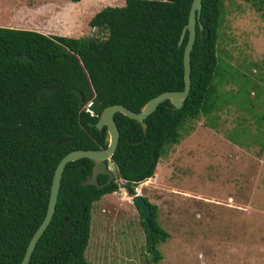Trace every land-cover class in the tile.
Returning <instances> with one entry per match:
<instances>
[{"label": "trees", "instance_id": "obj_1", "mask_svg": "<svg viewBox=\"0 0 264 264\" xmlns=\"http://www.w3.org/2000/svg\"><path fill=\"white\" fill-rule=\"evenodd\" d=\"M190 1L123 0L118 7L105 6L86 22L94 36L68 38L0 27V264L19 263L44 215L57 161L72 150L105 148L104 128L87 125L102 108L121 105L136 113L148 99L182 89L186 33L178 46L176 42ZM222 1L200 0V28L195 23L189 51V90L181 106L159 103L143 120V132L135 121L113 114L118 138L109 157L115 167L112 181L101 188L82 187L91 162L64 164L52 215L27 264H90L83 252L92 203L116 191L115 180L133 196V188L153 176L159 157L190 130L186 122L202 116L210 126L215 119L211 113L224 110L251 119L255 127L264 124V115L242 113L227 98L237 94L241 82L227 64L225 75L220 73L216 42ZM239 1L264 16V0ZM105 179L97 175L96 183ZM140 198L149 208L146 222L132 203L144 251L155 264L160 259L156 246L167 234L155 223V206Z\"/></svg>", "mask_w": 264, "mask_h": 264}, {"label": "rangeland", "instance_id": "obj_2", "mask_svg": "<svg viewBox=\"0 0 264 264\" xmlns=\"http://www.w3.org/2000/svg\"><path fill=\"white\" fill-rule=\"evenodd\" d=\"M4 1L9 5L17 0ZM122 2L84 0L79 12L92 16ZM222 5L216 42L220 73L225 75L227 64L241 82L237 94L227 98L242 113L263 116L264 16L239 0H223ZM28 19L39 30L46 25L37 17ZM87 20L82 37L96 33ZM211 115L215 119L210 126L202 116L186 122L190 130L159 157L153 176L133 188V195L155 206V223L167 234L156 246L160 259L155 264H264V124L255 127L232 111ZM115 182L116 191L91 205L83 256L90 264H150L132 196Z\"/></svg>", "mask_w": 264, "mask_h": 264}, {"label": "water", "instance_id": "obj_3", "mask_svg": "<svg viewBox=\"0 0 264 264\" xmlns=\"http://www.w3.org/2000/svg\"><path fill=\"white\" fill-rule=\"evenodd\" d=\"M199 9L200 0H191L187 11L186 22L181 27L176 42V46H178L182 40L183 34L186 33V40L181 52L182 89L180 91L162 92L148 99L136 113L125 109L121 105L106 106L102 108L93 124H87L88 126H92L96 131H99L102 127L104 128L106 135V146L104 149L97 150H72L64 154L57 161L50 178L44 215L28 239L18 264H27L30 253L37 239L42 234L50 220L54 209L59 178L64 164L76 161L78 159H87L91 162L89 174L86 175L79 184L82 187L91 185L96 188H101L110 183L114 178L115 167L109 160V157L115 149L118 138V132L112 119L113 114L118 113L127 119L135 121L139 124V127L143 132L145 128L143 120L153 112L159 103L162 101H167L172 109H178L181 106L189 90V51L194 39L195 23L198 25ZM198 28H200L199 25ZM97 175H104L106 177L102 184L96 183ZM131 201L136 204L138 210L140 211L141 220L146 222L149 211L148 206L142 201L139 195H133L131 197Z\"/></svg>", "mask_w": 264, "mask_h": 264}, {"label": "crops", "instance_id": "obj_4", "mask_svg": "<svg viewBox=\"0 0 264 264\" xmlns=\"http://www.w3.org/2000/svg\"><path fill=\"white\" fill-rule=\"evenodd\" d=\"M47 1L49 0H25L23 5L22 0H17L8 5L4 0H0V27L14 30H29L43 35L64 36L68 38L81 37L84 31V22L89 18V16H84L85 12H79L80 7L84 9V0H77L75 2L71 0H53V4L47 3L45 5ZM44 9L46 10L44 11ZM29 17H37L40 23L46 21V25L42 26V30H39L38 26H36L37 22L28 19ZM50 22L57 25L58 28L56 26L55 28L54 26L50 27ZM70 23H72L71 28L69 27ZM49 27L50 29L52 28L51 30H54V34L48 32L50 30ZM45 28L49 30L45 31Z\"/></svg>", "mask_w": 264, "mask_h": 264}, {"label": "bare ground", "instance_id": "obj_5", "mask_svg": "<svg viewBox=\"0 0 264 264\" xmlns=\"http://www.w3.org/2000/svg\"><path fill=\"white\" fill-rule=\"evenodd\" d=\"M148 181V180H147Z\"/></svg>", "mask_w": 264, "mask_h": 264}]
</instances>
